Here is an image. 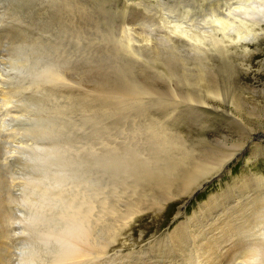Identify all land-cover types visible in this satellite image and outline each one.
Masks as SVG:
<instances>
[{
    "label": "rangeland",
    "instance_id": "obj_1",
    "mask_svg": "<svg viewBox=\"0 0 264 264\" xmlns=\"http://www.w3.org/2000/svg\"><path fill=\"white\" fill-rule=\"evenodd\" d=\"M249 171L264 176V0H0V264H240ZM76 175L106 187L72 240Z\"/></svg>",
    "mask_w": 264,
    "mask_h": 264
},
{
    "label": "bare ground",
    "instance_id": "obj_2",
    "mask_svg": "<svg viewBox=\"0 0 264 264\" xmlns=\"http://www.w3.org/2000/svg\"><path fill=\"white\" fill-rule=\"evenodd\" d=\"M241 23V22H240ZM213 24V23H212ZM234 27V26H233ZM243 29V28H242ZM243 34V33H242ZM241 34V35H242ZM243 37V36H242ZM258 38V37H257ZM250 39V38H249ZM202 40V39H201ZM200 41V40H199ZM222 41V40H221ZM163 42V41H162ZM201 42V41H200ZM220 42V41H219ZM54 46V45H53ZM222 46V45H221ZM203 47V46H202ZM223 47V46H222ZM213 48H216V47H213ZM192 49V48H191ZM219 49H221V48H219ZM216 50V49H215ZM222 50V49H221ZM223 50H225V49H223ZM207 51H208V49H207ZM218 51H220V50H218ZM226 51V50H225ZM212 52V51H211ZM229 52V51H228ZM195 53V52H194ZM196 54V53H195ZM202 54V53H201ZM208 54V53H207ZM227 54V53H226ZM189 55V54H188ZM223 55H225V54H223ZM209 59V58H208ZM212 59V58H211ZM201 60V59H200ZM203 60V59H202ZM201 60V61H202ZM196 61L198 62V59L196 58ZM195 61V62H196ZM196 62V64H198ZM203 62H204V60H203ZM208 62V60L206 61V63ZM202 63V62H201ZM204 64H205V62H204ZM203 65V64H202ZM33 70V69H32ZM38 70V69H37ZM36 70V71H37ZM198 70V69H197ZM200 70V69H199ZM195 71V70H194ZM34 74V73H33ZM205 74V73H204ZM46 75V74H45ZM201 76V75H200ZM203 78V77H202ZM201 78V79H202ZM226 88V87H225ZM225 92V91H224ZM224 92H222L221 90H212V91H210V94L213 96H218V95H221L222 93L224 94ZM81 93V92H80ZM46 95V94H45ZM222 97V96H221ZM100 98V97H99ZM95 101V100H94ZM120 108V107H119ZM124 109V108H123ZM53 110V109H52ZM128 115V114H127ZM90 116V115H89ZM173 128V127H172ZM174 129V128H173ZM166 130H167V128H166ZM172 130V129H171ZM173 131V130H172ZM181 130L177 127L176 128V131L174 132L173 131V138H174V142L173 143H176V141H179L180 142V144H184V146L185 147H188V143H187V137L186 136H182L181 134H179V133H181L180 132ZM164 132H165V130H164ZM167 133V132H166ZM174 133L176 134V135H174ZM168 134V133H167ZM183 134V133H182ZM137 135V134H136ZM135 136V135H134ZM169 136V135H168ZM163 137V136H162ZM80 138V137H79ZM169 141H171V139L169 140ZM191 152V151H190ZM199 152V151H198ZM178 153V152H177ZM185 154V153H184ZM109 158V157H108ZM186 158H187V156H186ZM209 158V157H208ZM188 159V158H187ZM43 160V159H42ZM211 160V159H210ZM210 160H209V163H210ZM186 162V161H185ZM204 165V164H203ZM200 167H203V166H200ZM76 168V167H75ZM204 169V168H203ZM205 170V169H204ZM73 171V170H72ZM70 173V172H69ZM112 173V172H111ZM75 174V173H74ZM79 174V173H78ZM193 174H194V172H193ZM248 174H253L252 175V177H249L248 176ZM248 174H246V175H243L242 176V187H243V189L244 190H246L247 191V194H248V197L243 201V203H241L240 205H238L237 207H235L233 210V213L235 212V215H236V219L235 220H237L238 221V225H239V228H238V235H239V238L236 240L237 241V244H238V246H239V248L240 247H243V246H245L248 242H249V245H248V250H247V252L245 253V255L244 256H242V257H244V260H243V258H242V262L240 263V264H264V176H262V175H260V172H258V171H254V173H251V171H249L248 172ZM104 175H106V174H104ZM73 176V175H72ZM75 176V175H74ZM76 176H78V175H76ZM109 176V175H108ZM70 177V176H69ZM83 177V176H82ZM81 176H78V177H75V180H74V182H75V184L74 185H72L73 184V182H72V184H71V188H70V191L71 192H73V193H71V194H69L71 197H70V199H69V203H68V205H67V211H65L64 209H65V206H63V204L62 205H60V207L61 206H63L64 207V211H65V214H63L64 212H62V217H63V215L66 217L65 219L64 218H62V217H59L58 218V216L59 215H57V218L60 220L61 219V221H63V220H67V222H65L64 224H65V226L64 225H62V227L64 226L65 228H66V233H68V235L71 237V239L72 238H76V239H74V240H77V239H79V238H83V239H87V238H89V236H91L89 233V230H88V227H89V225H90V227H91V221H93L92 219L94 218V217H96L97 216V211H99V209H97V205L98 204H96L97 203V201H99V199L101 198L100 196H102L103 194H102V192L103 191H101V187H106V185L105 186H101V187H98V184H97V182H98V179L97 178H82ZM89 177V176H88ZM194 177V176H193ZM64 178V177H63ZM66 178V177H65ZM64 178V179H65ZM51 180V179H50ZM55 180V179H54ZM68 180H69V178H68ZM48 181V180H47ZM60 182V181H59ZM43 183V182H42ZM49 183V182H48ZM100 183V182H99ZM39 184H41V183H39ZM60 185H61V182L59 183ZM58 184V185H59ZM34 185V184H33ZM32 185V186H33ZM44 185V184H43ZM57 185V184H56ZM65 185V184H64ZM68 185V184H67ZM67 185H65V186H67ZM83 185H88L87 187H85V188H82L83 187ZM97 186V187H94V186ZM103 185V184H102ZM37 186V185H36ZM46 186V185H45ZM53 186V185H52ZM64 186V187H65ZM40 187V186H39ZM60 187V186H59ZM63 187V183H62V189L64 188ZM88 187H91L93 190H89L88 189ZM38 188V187H37ZM48 188H49V186H48ZM58 188V187H57ZM57 188H55V189H57ZM61 188V187H60ZM67 188V187H66ZM98 188H99V190H98ZM61 189V190H62ZM39 190H41V189H39ZM52 190V189H51ZM51 190H49L48 189V191H51ZM61 190H57V191H61ZM64 190H65V188H64ZM63 190V191H64ZM67 190V189H66ZM102 190H103V188H102ZM47 191V190H46ZM45 191V192H46ZM56 191V190H55ZM55 191L53 190V195L55 196ZM56 191V192H57ZM110 191V190H109ZM52 192V191H51ZM50 192V193H51ZM67 192V191H66ZM66 192H64V194H66ZM38 194V193H37ZM36 194V195H37ZM57 194V193H56ZM61 194V193H60ZM62 194H63V192H62ZM62 195L63 197L64 196H66V195ZM33 195V194H32ZM51 195V194H50ZM58 195V194H57ZM68 195V194H67ZM42 196V195H41ZM43 196H44V193H43ZM47 196H49V195H47ZM29 197V196H28ZM58 197V196H57ZM57 197H56V199H57ZM59 197H61V195L59 196ZM67 197V196H66ZM66 197H64L65 199H66ZM107 197V196H106ZM42 198V197H41ZM48 198V197H47ZM52 198V197H51ZM50 198V199H51ZM64 198H62L61 197V201H63L62 199H64ZM105 198V197H104ZM31 199V198H30ZM29 199V200H30ZM53 199H55V198H53ZM52 199V200H53ZM64 199V200H65ZM108 199V198H107ZM45 200V199H44ZM47 200L48 199H46V203H47ZM51 200V202H52V204H55V203H53V201ZM59 200H60V198H59ZM58 200V201H59ZM68 200V199H67ZM41 202L43 201V200H40ZM48 201H50V200H48ZM105 201V200H104ZM109 201V200H108ZM116 201V200H115ZM136 201V200H135ZM29 202V201H28ZM30 202H33V201H30ZM40 202V205L42 204ZM51 202H49L50 204H51ZM100 202V201H99ZM36 203H38V201L36 202ZM36 203H34V205H36ZM64 203V202H63ZM110 203V202H109ZM57 204V203H56ZM26 205L28 206L29 205V203H26ZM32 205V204H31ZM31 205H29V206H31ZM48 205V204H47ZM65 205V204H64ZM39 206V205H38ZM48 206H50V205H48ZM54 206V205H53ZM57 206V205H56ZM99 206V205H98ZM37 207V206H36ZM36 207H34L33 206V209L34 208H36ZM40 207V206H39ZM38 207V208H39ZM44 207H46V204L44 205ZM102 207V206H101ZM135 207V206H134ZM43 208V207H42ZM41 208V209H42ZM50 208H52V207H50ZM55 208H57V207H55ZM58 208H59V206H58ZM62 208V207H61ZM31 209V208H30ZM40 209V208H39ZM38 209V210H39ZM47 209V208H46ZM46 209L44 208V212L46 211ZM53 209H54V207H53ZM97 209V210H96ZM108 209V208H107ZM111 209H112V207H111ZM133 209V208H132ZM135 209V208H134ZM137 209V208H136ZM43 210V209H42ZM57 210V209H56ZM113 210V209H112ZM116 210V209H115ZM31 211V210H30ZM50 211V210H49ZM58 211V210H57ZM96 211V212H95ZM121 211V210H120ZM132 211V210H131ZM34 212V211H33ZM38 212V211H37ZM52 212V211H51ZM51 212H50V215L52 216L53 215V217H54V214H55V212L53 213L52 212V214H51ZM60 212V211H59ZM58 212V213H59ZM105 212H107V210L105 211ZM108 212H110V211H108ZM113 212V211H112ZM112 212L110 213V214H112ZM30 213V212H29ZM32 213V212H31ZM35 214H36V209H35ZM56 214H57V212H56ZM105 214V213H104ZM107 214V213H106ZM37 215V214H36ZM35 215V216H36ZM41 214H39V216H40ZM127 215H129L128 213H127ZM38 215H37V217H39ZM42 216V215H41ZM46 216H47V212H46ZM56 216V215H55ZM100 216V218H101V215H99ZM108 216H109V213H108ZM107 216V217H108ZM114 216V215H113ZM131 216V215H130ZM36 217V218H37ZM105 217H106V215H105ZM107 217H106V219H107ZM40 218V217H39ZM43 217H41V219H42ZM47 218V217H46ZM99 218V217H98ZM103 218V217H102ZM119 218V217H118ZM48 220H49V216H48V218H47ZM50 219H52V217L50 218ZM54 219V218H53ZM52 219V220H53ZM95 219V218H94ZM97 220H99V219H97ZM101 220V219H100ZM103 220V219H102ZM110 220V219H109ZM108 220V221H109ZM115 220V219H114ZM41 221H43V220H40V222ZM50 221V220H49ZM60 221V222H61ZM44 222H45V220H44ZM52 222V221H51ZM56 222V221H55ZM60 222L58 223L57 222V225L58 224H60ZM94 222V221H93ZM42 223V222H41ZM46 223V222H45ZM45 223H42L43 225L45 224ZM48 224H49V222H47ZM47 223H46V225H47ZM237 223V222H236ZM51 224H53L54 225V220H53V222L51 223ZM51 224L49 225V226H51ZM222 224V223H221ZM52 225V226H53ZM55 225H56V223H55ZM56 225V226H57ZM56 226L54 227V229L56 228ZM94 226H95V224H94ZM43 227V226H42ZM58 227H61L60 225H58ZM63 227V228H64ZM96 227V226H95ZM236 227V226H235ZM52 228V227H51ZM43 229V228H42ZM47 229H48V225H47ZM47 229H45L46 231H47ZM90 229H94V227H92V228H90ZM48 230H50V228L48 229ZM58 230H59V228H58ZM58 230H57V232H58ZM61 230H63L62 228H61ZM46 231H45V234H46V237L47 238H49L50 237V235L48 236L47 235V233H46ZM51 231V230H50ZM64 231V230H63ZM91 231V230H90ZM40 232V231H39ZM44 232V231H43ZM52 232H53V230H52ZM61 232V231H60ZM49 233H51V232H49ZM48 233V234H49ZM52 234V233H51ZM53 234H54V232H53ZM52 234V235H53ZM57 234V233H56ZM56 234H54V236L56 235ZM64 234V233H63ZM92 234H94V231H93V233ZM39 235V234H38ZM40 235H42L43 236V234L41 233ZM65 235V234H64ZM68 235H66L67 236V238H70V237H68ZM57 236L58 237H62L64 240H63V242L65 241L66 243H69V241L71 240V239H69V241H67V240H65V238L63 237V235L61 234L60 235V233H59V235L57 234ZM57 236H55V237H57ZM52 237V236H51ZM93 237V236H92ZM91 237V238H92ZM246 238L247 240H245V239H243V238ZM52 238H54V237H52ZM60 238H58V239H60ZM61 238V239H62ZM66 238V239H67ZM242 238V239H241ZM41 239H44L43 237L41 238ZM57 239V240H58ZM73 240V239H72ZM90 240V239H89ZM89 240H87V242H90ZM94 240V239H93ZM44 241V240H43ZM60 241V242H59ZM59 241H57L58 243V245L61 243V240H59ZM81 241V240H80ZM56 242V241H55ZM65 242L63 243V244H65ZM75 242V241H74ZM74 242L72 243V242H70L69 244H70V246L72 245L73 246V248H74V250H72V251H75V252H77V251H79L80 252V249H79V247H77V246H75L74 245ZM82 242V241H81ZM84 242V241H83ZM82 242V243H83ZM45 243H46V241H45ZM49 243V242H48ZM72 243V244H71ZM90 243H88V245H89ZM91 244H94V243H91ZM90 244V245H91ZM45 245V244H44ZM62 245V243L59 245V246H61ZM86 245V244H85ZM87 245V246H88ZM66 246H68L67 244H66ZM65 245H63L62 246V248L63 247H66ZM71 246V247H72ZM79 246V245H78ZM69 247V246H68ZM68 247H67V252H68ZM84 247V246H83ZM82 246H80V248H83ZM86 247V246H85ZM60 249V251L61 250H63V249ZM72 248V249H73ZM87 248H89V247H87ZM245 249V248H244ZM57 250V249H56ZM70 250H71V248H70ZM86 251V249L85 248H83V251ZM92 250V249H91ZM241 250H242V248H241ZM41 251V250H40ZM59 251V250H58ZM64 252L66 251V248H65V250H63ZM71 251V252H72ZM83 251L82 252H80V254L81 253H83ZM87 251H89V250H87ZM243 251V250H242ZM246 251V250H245ZM62 252V251H61ZM64 252H62V253H64ZM74 252V253H75ZM78 252V253H79ZM90 252V251H89ZM236 252V251H235ZM244 252V251H243ZM22 253V252H21ZM73 253V252H72ZM77 253V254H78ZM91 253V252H90ZM99 253V252H98ZM101 253V252H100ZM54 254H56V253H54ZM92 254V253H91ZM93 254H94V251H93ZM95 254H96V252H95ZM239 254H241V252L239 253ZM33 255V254H32ZM57 255V254H56ZM63 255V254H62ZM71 254H69V256H70ZM73 255V254H72ZM81 255H83V254H81ZM80 255V256H81ZM60 256V255H59ZM68 256V254L66 255V258H68L67 257ZM78 256H79V254H78ZM88 256H90V255H88ZM54 257V256H53ZM71 257V256H70ZM87 257V256H86ZM85 256H84V258H86ZM239 257H240V255H239ZM57 258H58V256H57ZM62 258V257H61ZM66 258H63L62 259V261L63 260H66ZM72 258H74V257H72ZM55 259V258H54ZM60 259V258H59ZM75 259V258H74ZM77 259H78V257H77ZM80 259V258H79ZM61 260V259H60ZM81 260V259H80ZM67 261V260H66ZM79 261V260H78ZM240 261V260H239Z\"/></svg>",
    "mask_w": 264,
    "mask_h": 264
}]
</instances>
